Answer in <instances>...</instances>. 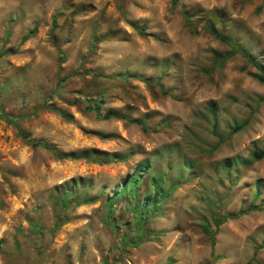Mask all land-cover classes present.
<instances>
[{
	"label": "rangeland",
	"instance_id": "obj_1",
	"mask_svg": "<svg viewBox=\"0 0 264 264\" xmlns=\"http://www.w3.org/2000/svg\"><path fill=\"white\" fill-rule=\"evenodd\" d=\"M208 24L264 68V0H0V264H264V82Z\"/></svg>",
	"mask_w": 264,
	"mask_h": 264
},
{
	"label": "trees",
	"instance_id": "obj_2",
	"mask_svg": "<svg viewBox=\"0 0 264 264\" xmlns=\"http://www.w3.org/2000/svg\"><path fill=\"white\" fill-rule=\"evenodd\" d=\"M172 5H176L178 3V0H171ZM184 16L186 17L187 21L189 19V16L187 13H184ZM56 25V21L55 19L53 20V24H52V28H54ZM136 27V26H135ZM136 29H138L139 33H143V28L142 27H136ZM208 29L214 34L216 35L218 38H220L222 41H224L227 45H228V50L224 53V54H217V58L218 60L222 61V60H226L227 58L235 55L236 53H240L247 61L254 63L255 66L259 69V71L257 72H250V75L254 76L256 79H258L261 82H264V68L262 65L256 63L251 55L249 53H247L246 51H244L239 43L236 40L233 39H229L226 38L224 35H222L221 33H218L216 31V29L213 27L212 24H208ZM33 30H31L32 32ZM29 37V34L27 33L26 35H24L22 37V41H25L27 38ZM211 105L214 107V102L211 101L210 102ZM90 107V106H88ZM96 114L99 116L101 115L99 111H96ZM103 118H123L126 119L130 122H137L136 119H133L129 116H126L124 114H121L120 112H118L115 109L109 108L107 109L103 114H102ZM8 121L13 122L16 121V118H8ZM246 120L244 122L241 123H237L235 124L231 129H230V133H234L236 131H239L240 129L243 128V126L246 124ZM140 127L143 130H146V125H145V121L141 120L139 122ZM156 131V130H155ZM19 135L22 138H28L27 134L25 132L20 131ZM30 144L32 146H41L43 148H47L50 149L52 151V154L54 155L55 158H70V159H87V160H92L94 162H98L100 163L102 160L101 158H99L98 154H105V155H109V157L107 158V161H114V160H120L122 159L121 154L120 153H112V154H108L107 152H102V151H97L95 149H91V150H82L79 151L77 153L75 152H71L68 154H62L60 153L58 150L54 149L53 147H51L47 142H44L42 140H36V139H29ZM264 158V148H259V149H255L252 151L251 153V158L249 159V162L253 161V160H260ZM233 159L231 157H227L224 159V162L227 165L232 164ZM158 202L157 197H154L152 200V203L155 204ZM230 215H224V216H220L217 219V225L220 224L225 218H227ZM214 235L215 233H210V237L213 241L214 239ZM250 264V263H248ZM256 264H260L258 262H256Z\"/></svg>",
	"mask_w": 264,
	"mask_h": 264
}]
</instances>
